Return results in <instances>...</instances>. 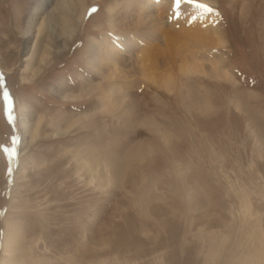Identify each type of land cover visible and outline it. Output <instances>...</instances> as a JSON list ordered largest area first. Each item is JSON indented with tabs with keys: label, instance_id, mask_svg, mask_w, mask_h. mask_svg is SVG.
Wrapping results in <instances>:
<instances>
[{
	"label": "rangeland",
	"instance_id": "374dc122",
	"mask_svg": "<svg viewBox=\"0 0 264 264\" xmlns=\"http://www.w3.org/2000/svg\"><path fill=\"white\" fill-rule=\"evenodd\" d=\"M34 1L0 0V264H264V0ZM114 30L155 78L106 94Z\"/></svg>",
	"mask_w": 264,
	"mask_h": 264
},
{
	"label": "bare ground",
	"instance_id": "6f19581e",
	"mask_svg": "<svg viewBox=\"0 0 264 264\" xmlns=\"http://www.w3.org/2000/svg\"><path fill=\"white\" fill-rule=\"evenodd\" d=\"M150 0H115L112 1L109 5V11L112 12V15L120 16L121 19L122 17H125L127 14L131 15V12H134L136 16H138L137 20L135 21V24L140 25V23L143 22L142 19H144L147 22V19L151 17L150 13H153L154 10V4L152 5L150 3ZM172 6V5H171ZM30 8V12L27 15V18L25 19V22L27 23V26L30 27L32 23L36 20V17H38L39 13L43 11V7L41 5L40 0H36L28 6ZM83 13V11H82ZM82 13L79 16V19L82 17ZM119 23V22H118ZM113 28L116 30V22L113 24ZM133 23L130 26V28L133 29ZM118 28V26H117ZM143 28V37H141L142 33H137L139 35V38H143L144 41L148 40H157L155 42H159V34L157 32H153L151 29V24L147 23V27H142ZM182 29V28H181ZM50 30H53V27L50 26ZM110 34V36L104 34V37L101 42H98V44L92 45V54H91V61L95 63L97 66L101 67V69L107 74V77L109 78V86L106 89V94L108 93L109 90H112V87L115 86L116 89V83L117 79L120 80L122 78H125L128 83H134L138 82V78L141 76L146 77L147 79L153 77L155 78L154 72L150 71L151 68L153 67V63L149 61L146 63V60H149V56H151V53L147 56V52L143 53L144 55H141L140 58H142V62L144 63L143 67L142 65H139L138 60L132 56V51H130V55L128 52V47L135 48L136 44L130 40L131 36L129 35L128 37L125 36V34L116 36V32ZM183 30V29H182ZM180 31V30H179ZM72 29L69 30L68 33H66V40L63 39L61 42L60 49H63L67 44L69 38L72 36ZM128 33V32H126ZM177 33V32H176ZM125 37V38H124ZM175 39H178L177 35L175 34ZM177 37V38H176ZM153 39V40H152ZM179 40V39H178ZM99 41V40H98ZM182 42L179 43V41H175L173 39L172 44L175 45H182ZM187 49V50H186ZM188 48L186 47L184 50V54L186 57H188V61L190 62L193 67L196 65V60L192 58L189 53L187 52ZM34 52V51H33ZM124 52V53H123ZM127 53V54H126ZM126 54V55H125ZM46 64L47 62H44ZM142 63V64H143ZM155 66V65H154ZM42 66L40 67L39 65L36 66L31 70L30 76L25 77L22 76L21 79L23 80H29L31 79L34 75H37L41 72ZM134 74V75H133ZM136 75H138L136 77ZM134 76V77H133ZM115 78V79H114ZM129 78V80H128ZM118 84V83H117ZM63 98H68V95H62ZM23 111L25 112V109L22 107ZM24 115V114H23ZM22 115V118L20 119L22 123V129L24 133H27L29 130H31L32 135L31 138L28 140L35 139L36 136L40 135L41 131V122L40 118H37L36 121H29V119H25L24 116ZM59 131L62 130L61 126L58 127ZM25 143V144H28Z\"/></svg>",
	"mask_w": 264,
	"mask_h": 264
}]
</instances>
